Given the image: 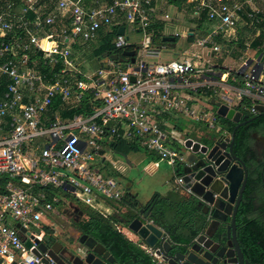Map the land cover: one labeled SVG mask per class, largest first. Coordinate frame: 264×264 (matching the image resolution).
Listing matches in <instances>:
<instances>
[{"label":"built area","instance_id":"built-area-1","mask_svg":"<svg viewBox=\"0 0 264 264\" xmlns=\"http://www.w3.org/2000/svg\"><path fill=\"white\" fill-rule=\"evenodd\" d=\"M153 3L4 0L0 78L8 82L0 94V264H53L47 252L37 256L35 251L52 226L56 207L64 202L83 205L105 218L126 209L121 180L109 175L106 167L123 172L106 158L108 151L114 153L116 141H135L172 166L175 189L183 191L177 171L186 163L190 150L185 144L192 138L177 137V121L184 117L196 123L188 126L190 131H221L217 108L210 100L207 104L197 101L202 88L217 86L223 93L215 89L214 99L259 115L255 106H264V62L261 70L256 65L241 74L238 89L227 85L230 73L219 72L210 62L195 63L204 60L208 50L221 51L215 46L217 37L235 28L242 6L223 4L211 14V19L221 22L198 41L201 53L193 59L162 61V52L169 47L156 40L163 38L156 27L170 17L155 15ZM249 16L259 20L255 14ZM113 26L125 28L123 35L117 34L115 47L126 51L133 45L135 63L127 57L123 62L110 57L99 62L93 57L94 69L91 63H77L75 45L95 43L101 28ZM130 28L142 37L140 49L129 37ZM175 37H181L180 33ZM144 49L145 59L137 64ZM244 99L251 105L243 104ZM74 108L81 112L69 116ZM170 140L188 154L171 148ZM17 224L26 230L25 240ZM116 229L133 243L141 240L129 227L117 225ZM139 246L157 262L161 248Z\"/></svg>","mask_w":264,"mask_h":264},{"label":"trees","instance_id":"trees-1","mask_svg":"<svg viewBox=\"0 0 264 264\" xmlns=\"http://www.w3.org/2000/svg\"><path fill=\"white\" fill-rule=\"evenodd\" d=\"M170 5L175 6L179 12L185 10L187 0H168ZM4 5V1L0 0V9ZM190 11V7L187 8ZM52 8L48 11L51 12ZM34 17L32 13L29 15ZM262 34L264 36V23L261 25ZM159 31H163L164 24L157 27ZM209 28L208 21L205 18L199 23V30H206ZM120 26H113L110 28H101L99 40L91 44L79 43L75 45L76 49L83 48V46L90 47V53L97 61H103L105 54L119 55L124 50H118L115 47V40L117 38ZM133 46L126 47V50H132ZM86 54V53H85ZM84 55V54H83ZM239 79V75H236ZM8 80L4 78L3 83H7ZM240 86L242 81L240 80ZM5 90V84H0V94ZM209 96L208 93H204ZM243 104L251 105V102L244 99ZM87 108L86 111H89ZM238 111L243 112L242 105L237 108ZM80 109L74 108L68 115L80 113ZM243 115L247 113L243 112ZM67 116V115H66ZM221 131L219 135H231L237 124L229 121L220 116ZM258 120L261 121L258 129H264V115L258 116ZM181 131V130H180ZM201 132L196 128L192 129L187 133L188 138H192L203 144L207 143L205 136L200 137ZM247 131L237 130L235 138V152L240 156H245L251 148V142L249 140ZM114 153L119 156L130 155L141 151V147L134 141L129 142L125 140H119L112 144ZM252 162V161H251ZM109 175L118 178L120 174L110 166H106ZM250 177L247 188V196H250L253 192H260L264 189V182L262 180V172L260 166L252 162L248 163ZM177 175L181 176V168L178 169ZM246 196V198H247ZM248 200V199H247ZM247 200L245 204L247 203ZM137 197L133 196L129 191L123 199V204L126 207L121 213L110 215L109 218L102 217L99 213L91 210H85V220L79 231L89 237L97 240L98 243L102 244L108 251H110L114 257H116L122 264H154L151 257H149L138 245L131 242L125 235L119 233L116 229V225L128 227L133 220L136 218L138 209L136 204ZM146 211H150V220L153 223L163 229L164 231L171 234L173 240L181 239L183 241L192 242L199 234H201L206 228L207 222L204 218L201 219V208L198 206V202L193 198H187L181 191L174 189L169 195L163 196L159 193L154 196L145 204ZM251 235H254L251 230ZM1 262V260H0Z\"/></svg>","mask_w":264,"mask_h":264},{"label":"water","instance_id":"water-1","mask_svg":"<svg viewBox=\"0 0 264 264\" xmlns=\"http://www.w3.org/2000/svg\"><path fill=\"white\" fill-rule=\"evenodd\" d=\"M193 31L194 29H191V33ZM124 33L125 28H120L118 35ZM175 41L174 37H165L162 40L163 43H168L171 48H175ZM140 48L139 46L138 49ZM136 54L137 50H126L121 56L105 54L104 57H110L120 62H123L127 57L131 58L132 63H135ZM262 61L264 62V56ZM211 104L217 108L220 117L232 121L237 126L229 137L219 138L216 142L210 139L207 140V143L201 144L188 139L185 148L190 150L189 155L185 165L181 166V175L184 182L181 193L187 198L195 199L198 206L204 210L211 207L213 209L212 217L214 221L209 225L207 235L215 224L221 221V215H229V211L232 209L237 212L247 195L250 171L243 160V156L235 152V138L239 128L257 119V117L250 118L249 115H243V113L215 99L211 101ZM255 108L258 110L259 116L264 115V106L256 105ZM215 133L218 134L219 132ZM219 136L223 137V135ZM122 157L127 158L126 155ZM136 206L139 212L129 225L130 230L149 247L161 248L163 253L171 255L174 245L169 238V233L157 227L154 223H149L150 211L146 212L145 205L137 203ZM16 227L20 230L22 239L25 240L26 230L20 224H17ZM37 242L39 241L37 240ZM79 243L86 249L83 257H76V260L80 261L81 264H116L114 256L110 252H106L105 247L94 238L84 235L80 238ZM26 245L31 247V243L28 241ZM46 252L53 260H58L59 264H64L60 252L55 247L48 251L44 243H40V248L35 251V254L41 256Z\"/></svg>","mask_w":264,"mask_h":264},{"label":"flooded vegetation","instance_id":"flooded-vegetation-1","mask_svg":"<svg viewBox=\"0 0 264 264\" xmlns=\"http://www.w3.org/2000/svg\"><path fill=\"white\" fill-rule=\"evenodd\" d=\"M258 116L249 115L250 118L257 117V119L239 129L248 132L252 145L243 160L247 167L248 163L252 164V162L260 166L264 182V129H258L261 123ZM205 135L207 140L213 139L215 142L219 138L228 137L226 134L220 137L215 131H205ZM200 208V217L207 222L204 231L192 242L173 240L169 233L174 245L171 255L161 250L157 262L152 258L154 264H264V195L262 193L253 192L243 199L237 212L232 209L229 215H221V221L215 224L208 235L206 234L208 227L214 221L213 209ZM84 220V208L76 207L71 203L66 205L62 203L56 207L52 226L42 243L48 251L55 247L60 252L64 264H81L76 257H83L86 251L79 243L80 238L86 235L79 231ZM251 230L254 235H251ZM106 252L110 251L106 249ZM111 255L113 256L112 253ZM114 258L116 264H122L116 257ZM53 264H59V261L54 260Z\"/></svg>","mask_w":264,"mask_h":264},{"label":"crops","instance_id":"crops-1","mask_svg":"<svg viewBox=\"0 0 264 264\" xmlns=\"http://www.w3.org/2000/svg\"><path fill=\"white\" fill-rule=\"evenodd\" d=\"M95 1L96 0H88L90 5L92 4L94 5ZM223 4L228 6H233L235 4H238L242 6V10L238 13V17L236 19V26L234 29L230 31L220 32L215 42V46H218L221 49V51L212 52L208 50L204 54L205 56L204 60L197 59L195 63L197 66H202L204 62H210L211 64L216 66L219 72L225 74L230 73L227 85L234 87V89L236 88L238 89L242 86V85L240 86L239 84L241 80V74L244 71L252 70L256 67V65H257V69L259 70L262 69V64H263L262 57L264 56V36L261 37L263 31L261 25L264 23V0H187V4H186L187 7H185V10L181 12H179L175 6L170 5L168 0H154L153 7L156 10L155 15L158 16L168 15L170 17L169 21H163L158 23V26L164 24L163 31H159V29L157 28L158 26L156 27V31H159L161 33L160 36H163V38L174 37L176 39L175 48H171L170 46H168V43H166L167 46L169 47V50L164 54L172 55L175 57L174 59L176 60H181V61L191 60L194 58V56L201 53V48L198 46V41H200V39L208 35L209 32L215 28V26L220 24L221 22L220 18L211 19V14L214 11L218 10L220 6ZM188 7H190V11H188L187 9ZM170 9H172L173 11L171 12ZM250 14H255L257 16L256 18L257 19L259 18V20L258 21L253 20L252 18H250L249 16ZM205 18L208 21L209 28L203 31L199 30L198 29L199 23L202 22ZM187 21L192 22L193 25L188 28L181 26L182 23ZM191 29H194L193 33H191ZM175 33H180L181 37L176 38ZM163 38H161L159 41L162 42ZM180 39L185 40L186 43L188 44V48L186 50H184L183 48L178 49V41ZM87 52L90 53V47H86L84 49L75 48V53L78 55L85 54ZM236 53L239 55L241 61L240 65L237 68L235 67V65H233L232 62L231 63L228 62V59H230V57L232 55H235ZM169 60H164V61H169ZM236 75L240 76L239 79H237ZM3 80L4 77L0 78V84H5L3 83ZM215 89L219 90V93L221 92L220 88H218L217 86L211 89H208L207 87L202 88L199 91L198 95L196 96L197 101L204 104H207L206 102H208L209 100L212 101L216 97V95L214 94ZM204 93H208L209 96H206ZM236 111H238L237 108ZM188 126H191V124H189ZM188 126L185 134L190 132ZM180 130H182L181 127L177 128L178 138L185 135L184 132L181 133ZM201 132H203V134L205 135L204 128L203 129L201 128ZM142 150L145 153L147 152L146 154L148 153L152 154V152H149L141 148V151L137 153H132L128 155L127 158H123L122 156L116 155L115 153L109 151L107 153H109L110 155L108 157L106 156V158L111 159V161L117 163L120 167H122L123 172H119L117 170L118 174H120V177L118 178L121 180L120 183L122 181H125L126 184L127 182L126 190L132 193V195L133 194L136 195V194L130 182L127 181V178L129 177L130 172L132 170L137 169L138 166L147 163L146 161L148 158L145 155H141ZM116 157H121L123 163L120 164L119 160L116 159ZM155 164H158L159 166V163L154 161L147 163L143 168L144 172L147 171L150 174H154L159 168L157 167L155 169ZM170 179L171 178H168L167 182ZM174 189L175 187L170 186L169 188L168 187L165 188L166 193L164 194L159 193V194L163 196H167L172 191H174ZM261 193L264 195V189L261 191ZM136 196L138 199V194ZM144 200L145 201L142 202L138 199L139 203L143 205H145L150 199L146 198ZM66 204L67 202L63 203V205ZM76 207L84 208L78 205Z\"/></svg>","mask_w":264,"mask_h":264},{"label":"rangeland","instance_id":"rangeland-1","mask_svg":"<svg viewBox=\"0 0 264 264\" xmlns=\"http://www.w3.org/2000/svg\"><path fill=\"white\" fill-rule=\"evenodd\" d=\"M170 11L172 12L173 10L170 9ZM193 25L192 22H184L181 24V26H184L186 28L188 27H191ZM129 37L131 38V41L132 42H137L139 43V46H141V39L142 37L137 34V33H134L132 28H130L129 30ZM160 38H156L157 41H159ZM180 48H183L184 50H186L188 48V44L186 43L185 40H182L180 39L178 41V49ZM146 52V49H144L143 51H140L139 54H138V57H137V64L141 63L145 57H144V54ZM162 52V51H161ZM76 56V57H75ZM75 58H77V63L79 64H83V63H86L88 65V63H91V65L93 66V69L96 67V64L95 62L93 61L94 58L92 56L91 53L87 52L86 54H81V55H78L75 53L74 55ZM74 58V59H75ZM172 58L174 59L175 57L172 56V55H169V54H164L162 52V57H161V60L164 61V60H172ZM149 62H154V60H148ZM228 62L229 63H233V65H235V67L237 68L241 61H240V57L239 55L236 53L235 55H232L230 57V59H228ZM232 65V64H231ZM97 68V67H96ZM239 70V69H238ZM221 93L222 90H221ZM234 99H236L234 97ZM196 124L192 121H189V120H186L184 117L183 118H179V120L177 121L176 125L178 128H182L181 130V133L184 132V134L186 133V130H187V126L189 124ZM200 137L204 136V134H201L199 135ZM228 137L230 135H227ZM169 145L171 148H174V149H177V150H181L182 152H184L185 155L188 154V151H186L178 142H173L170 140L169 142ZM147 153V152H146ZM143 150H142V154L141 155H145L148 159H147V163H150V162H157L159 163V168L158 170L154 173V174H150L149 172H144V167L145 165L147 164H144V165H141V166H138L137 169H134L130 172V175L129 177L127 178V181L130 182V184L132 185L134 191H135V194L137 195L138 194V199L142 202H144L146 198H149L151 199L154 194L156 193H166L165 191V188H169L170 186L172 187H175L174 185V180H175V175H174V172H175V169L170 166V165H167L166 162H163V161H160L153 153H148L146 154ZM110 154L109 153H106V156L108 157ZM116 159L119 160L120 164L123 163V160L121 157H116ZM168 178H171V182L170 180L167 182V179ZM126 185H127V182L125 184V181H122L121 182V186L123 189H125V192H128L126 189ZM132 194V193H131ZM136 195L133 194V196L137 197ZM61 197L62 198H67L68 200H72L74 201L73 198L61 193ZM137 199V201H138ZM139 202V201H138ZM82 207H84V209L86 210L87 208L83 205H81ZM138 209V208H137ZM56 212V209L54 211V214ZM139 212V210H138ZM150 220V219H149ZM134 244H138L139 245H146L145 242L139 240L138 243H134Z\"/></svg>","mask_w":264,"mask_h":264}]
</instances>
